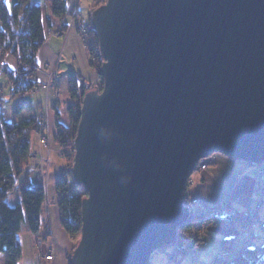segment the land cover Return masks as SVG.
Wrapping results in <instances>:
<instances>
[{
	"label": "water",
	"instance_id": "obj_1",
	"mask_svg": "<svg viewBox=\"0 0 264 264\" xmlns=\"http://www.w3.org/2000/svg\"><path fill=\"white\" fill-rule=\"evenodd\" d=\"M102 87L74 139L70 264H152L189 221L200 160L264 162V0H107L90 14Z\"/></svg>",
	"mask_w": 264,
	"mask_h": 264
},
{
	"label": "trees",
	"instance_id": "obj_2",
	"mask_svg": "<svg viewBox=\"0 0 264 264\" xmlns=\"http://www.w3.org/2000/svg\"><path fill=\"white\" fill-rule=\"evenodd\" d=\"M101 1L100 4L103 3ZM50 4L52 7L50 17H44L42 4L33 0H16L11 10L1 6L0 52L2 55L10 53L23 63L11 75L16 94L28 93L38 85L33 76L38 68L37 56L46 40L47 30L56 22H63L74 8L71 7L70 0H50ZM87 21L91 23L90 17ZM63 25L67 26L66 23ZM86 46L89 47L91 57L101 58L95 31H91V39ZM91 65L99 73L100 67L96 68L94 62ZM94 88L96 85L88 82L81 74L72 75L69 79L70 124L57 121L55 138L73 152L74 139L81 118L82 100L85 93ZM38 123L35 117L19 122L6 120L0 108V254H6V264H20L22 260V244L18 236L22 227L26 225L31 232L38 234L42 226L46 193L40 184L31 186L33 171L28 167L31 138L27 129L37 127ZM71 168L72 165L68 163L56 182L61 224L74 243L68 255V262L76 246L75 241L81 234L82 199L86 196L83 186L74 182ZM12 192H18L19 196V201L14 206L7 202ZM184 199L186 200V197ZM210 214L212 215L209 217ZM246 217L247 212L234 205L227 208L217 207L212 211L206 210L195 215L191 212L190 221L178 233L175 242L177 250L181 253L182 250L201 243L200 233H196L198 230L194 231L193 228H198L202 221H211L215 225L228 222L236 224L245 222ZM262 231L260 243L252 240L251 246L243 245L236 259L227 264H264V230ZM232 240L230 237H224L222 243L229 244Z\"/></svg>",
	"mask_w": 264,
	"mask_h": 264
},
{
	"label": "crops",
	"instance_id": "obj_3",
	"mask_svg": "<svg viewBox=\"0 0 264 264\" xmlns=\"http://www.w3.org/2000/svg\"><path fill=\"white\" fill-rule=\"evenodd\" d=\"M33 1L42 4L44 17H50L52 15L50 0ZM15 2L16 0H0V17L1 6L11 10ZM94 2L95 0H70V5L77 9L80 16L87 19L91 14V7ZM64 23L67 24L66 28L70 31L68 38L65 40L63 37L50 35L46 37L45 42L38 52V70L34 74L39 87L36 92H29L26 94L14 93L10 78L12 73L18 69V60L10 53L2 55L0 52V108L4 118L12 122H19L33 117L38 118L39 115L46 112L48 114L47 136L50 147L53 145L52 138L55 141L57 121L66 125L70 124V116L68 113V105L71 103L69 93L70 77L75 74H81L88 82L92 81L85 75V72L77 66L78 56L76 53L79 52V49L76 40L78 39V35L72 17H65ZM59 24L60 23L56 22L50 30L58 27ZM63 47L65 50H63ZM90 62L92 63V60ZM55 63H58L60 76L58 79H54L53 86H50L44 67ZM93 80L95 83H98L100 75L97 80ZM56 84L60 87L61 91L58 96L55 93ZM7 91L9 95L5 97L4 95ZM37 141L38 137H32L31 149L34 151H36L37 148ZM36 152L37 155L35 157L39 158L41 153L39 151ZM33 162L34 160L30 158L29 168H31ZM53 163L54 162H52V164ZM67 164L66 162L63 169ZM51 165L49 170H51ZM261 183H264V162L261 164H253L243 160L230 161V159H226V157L215 155L209 159L207 169L197 171L190 179L191 185L188 193L190 194V201L192 202V204H189L191 212L198 214L204 211L209 205L226 207L225 205L227 204H237V207H240L246 212L248 207H253L256 204ZM15 193L19 200L18 192ZM262 200L264 201V195L262 196ZM57 205L43 206L42 226L38 234L49 238L48 246L53 248L54 260L46 264H69L68 255L72 251L74 243L61 224L60 209ZM261 209L259 211L260 218ZM230 211L233 210L230 209ZM257 227V225L252 227L254 234V228L257 229ZM207 234L204 247L207 246L208 240L213 238V236H222L223 238L230 237L232 239L239 238L242 247V229L239 224L213 225L212 228L208 229ZM18 236L22 244L23 254L20 264H34L36 234L31 232L28 227L24 225ZM253 240L254 242L260 243L262 238L258 241L254 238ZM156 253L161 256L162 264H165L167 256L161 251H157ZM189 262L191 263V260L189 259V255H187L184 257L182 264H189ZM0 264H6L5 253L0 254ZM152 264H154V262H152Z\"/></svg>",
	"mask_w": 264,
	"mask_h": 264
},
{
	"label": "rangeland",
	"instance_id": "obj_4",
	"mask_svg": "<svg viewBox=\"0 0 264 264\" xmlns=\"http://www.w3.org/2000/svg\"><path fill=\"white\" fill-rule=\"evenodd\" d=\"M100 1L101 0H95L94 4L91 7V12L95 8H97L98 6H100L101 4L105 3L107 0H102L103 3H101V4L99 3ZM90 39H91V37H90ZM76 41H77V47L79 49V52L76 53V55L78 56L77 66H79L85 72V75H87V77L90 80H92L91 82L96 85V88H94V89H100V87L103 84L102 83V78L100 76L99 82L98 83H95V81L93 79H96L97 80L99 78V74L92 67L90 61L92 60V62L95 63L96 68H97V66L101 67V65H102V58L99 59L98 57H91L90 54H89V47L84 44V41H83V39L80 36H78V39ZM87 51H88L89 56L87 54ZM89 57H90L91 60L89 59ZM37 70H38V68H37ZM33 78L35 79L34 76H33ZM10 82L12 84L11 78H10ZM57 86L55 88V93L58 96V95H60V92L61 91H60V87L59 86L57 87ZM31 92H33V91H31ZM34 92H36V91H34ZM8 95H9V92L8 91L5 92V95L4 96L5 97H8ZM43 114H44V116H46V126H45L44 133H45V135L47 137L46 138L47 141L44 140V137L42 135H39L38 136V135H36L34 133H31L30 134V138L32 139V137H34V136L36 138L38 137L37 148L36 147L35 148H36V151H39L43 155L42 157L45 158V159L40 158V159H37V160L40 161L41 164H43L44 167H50V165L52 164V162H54L51 165V170H49V168H48V182H49L50 185L48 187V190L44 189L45 190V193H46V196L48 197V201H46L44 205L50 206V205H53V204H56L57 205V203H58V200H57V190H56V182L58 181V179L60 177V174L62 172L63 166L66 164V162L69 163V164H71V165H73L75 150H74V152L71 151L70 148H68L65 145L61 144V142H58L56 140V138H55L56 143H55V141L52 138L53 145L50 147L49 139H48V136H47V131H48L47 130V128H48V122H47L48 121V114L46 112H43ZM58 151H61L62 152V155L61 156L58 155V153H57ZM215 155H219V156L221 155L223 157H226V159H230V161H237V160H235L233 158H230L228 156H225L223 154L214 153L210 157L207 158L208 163H209V159L212 158ZM31 160H34L33 157H32ZM208 163H207L206 169L208 168ZM49 171H50V173H49ZM197 171H203V170L197 169L194 173H196ZM193 174H192V176H193ZM190 185L191 184H190V181H189V185H188L187 191L185 193L186 200L184 199L185 200L184 202H185L186 205L192 204V202L190 201V194L188 193V190H189ZM262 185L264 186V183H261L260 184L259 189L261 188ZM263 195H264V193H259V190H258V198L256 200V204L254 205V206H257V203L259 201L262 203L261 206H260V209L262 208L261 209V213H260L261 218L259 216V211H260V209H259V211L254 215V218H256L255 221L250 222V221H247L245 219V222H238V223H236V224H239V226L242 229V235H241V238H242V246L245 243L244 235L246 233H249L251 240H253V238H254L255 240L258 241V240H260L262 238V234H263L262 232L263 231H262V229L260 227V224L257 221L258 220L264 221V201L262 200V196ZM18 201L19 200L17 199V194L15 192L10 193V195L7 198V202L10 205H12V206L16 205L18 203ZM186 201H187V203H186ZM230 205L232 206L233 204H230ZM236 205H234V206H236ZM225 206L227 208L229 206V204H227ZM210 207L217 208V207H215L213 205H211V206L209 205L208 207H206V209H208ZM248 208H250V207H248ZM246 212H247V210H246ZM193 214L195 215L194 212H193ZM225 224L231 225V224H234V223L228 222V223H225ZM213 225H215L213 222L207 221L206 224H204L200 228V230L198 232L196 231V233H200V235H201V238H202L201 243L198 244V245H196L195 247H188L185 250H182L181 253L178 252V250H177L175 253L178 254V255H180L179 257H177L178 259H176V258H173V259L170 258V256L167 253V249H168L167 247L166 248H163V249H160L159 251L163 252L164 255L167 256V258H166L167 261H165V264H182V262L184 261V257L187 256V255H189V259L191 260V263L192 264H227V263H230V262L234 261L236 259L237 255L239 254V252L242 250L241 242H240V239L239 238L238 239H233L231 241V243H229V244H223L222 243L223 237L216 235L217 237L213 236V238H211L210 240H208L207 246L204 247V245L206 243L205 240L207 239V235H208L207 234L208 233V229L212 228ZM254 225H257L258 226L257 229L254 228V230H255V236H254V234H251V232L253 231V228L252 227ZM195 226H197V225H195ZM193 229L195 231L198 228L195 227ZM40 235L41 234H36V236H35V247H36L35 253L38 251V248H39L36 245V242H37L38 238H41ZM80 236H81V234H80ZM80 236H79L78 240L75 241L76 245L78 244V242L80 240ZM44 237H43L44 238L43 239V241H44L43 251L45 252L44 254H46V253L50 254L48 251H52L53 259L52 260H47L45 258V256H44L43 259H41V261L39 263H37L36 260H35V263L34 264H46V263L51 262V261L54 260L53 248L52 247L50 248V246H48L50 239L47 238L46 236H44ZM44 248H45V250H44ZM193 251L196 252L195 258L192 257V252ZM175 253H174V255L172 257H176V254ZM152 262H154V264H162L161 256H159L158 253H154L153 256H152ZM191 263L189 262V264H191Z\"/></svg>",
	"mask_w": 264,
	"mask_h": 264
},
{
	"label": "built area",
	"instance_id": "obj_5",
	"mask_svg": "<svg viewBox=\"0 0 264 264\" xmlns=\"http://www.w3.org/2000/svg\"><path fill=\"white\" fill-rule=\"evenodd\" d=\"M71 7H74V6L71 5ZM69 16L72 17V21L75 23V27H76V30H77L76 31L77 35L80 36L83 39L84 44L87 45L89 40H90V37H91V31H92L91 23H89L87 21V19L81 17L75 7L72 8V12L69 14ZM63 24H64V21L61 22L58 25V27H56V28H54L52 30H50V29L47 30V33H46L47 37L50 36V35H55V36H58V37H63L66 40L68 38V36L70 35V31H69L68 28L64 27ZM63 50H65L64 47H63ZM21 65H23V63L18 61V67L21 66ZM44 70L46 71L47 79L49 80L50 86H53V80L54 79H58L59 76H60L58 63H55L53 65L45 66ZM38 89H39V87L37 85L31 91L34 92V91H37ZM37 120L39 122L38 126L33 128V129L28 128L27 132L30 133V134L34 133V134H36L38 136L42 135L44 137V140L47 141V139H46L47 137H46V135L44 133L45 126H46V116H44V114L42 113L37 118ZM74 150H75V148H74ZM36 153L37 152L32 150V149L30 150V158L31 159H32V157L34 158V162L31 164V170L33 171V178H32V182H31V186H35V185L40 184L44 189L48 190V187L50 185L49 182H48V168L49 167H44L43 164H41V162L37 160V159H40V158H43V159H45V158L42 157L43 156L42 154H41V156L39 158L35 157L37 155ZM57 153L60 156L62 155L61 151H58ZM207 163H208L207 158L200 160L199 163H198L197 169H200V170L206 169ZM259 193H264V186L263 185L259 189ZM46 201H48V197L47 196H46ZM261 204L262 203L259 201L257 203V206H253V207H250V208L247 209V217H246L247 221H250V222L255 221L256 218H254V215L259 211ZM212 209L214 210L216 208L210 207L208 209H205L204 211H206V210L212 211ZM211 215L212 214H210L209 217ZM206 222L207 221L200 222L198 224V229L197 230L199 231L200 228L204 224H206ZM209 222H211V221H209ZM257 222L260 224L261 229L264 230V221L258 220ZM40 236H41V238H38V240L36 242V245L39 247L38 251L35 253V260H36L37 263H39L41 261V259H43L44 256H45V258L47 260H52L53 259L52 251H48L50 254H48V253L44 254L45 252L43 251V247H44L43 239L45 237L43 235H40ZM244 238H245L244 245L246 247L247 246H251L253 244L252 240L250 239L249 233H246L244 235ZM167 248H168L167 249V253L170 256V258L178 259L177 257H179L180 255L175 253L177 251L176 243L171 245V246H169V247H167ZM44 250H45V248H44ZM174 253L176 254V257H172L174 255ZM195 255H196V252L193 251L192 252V257L195 258Z\"/></svg>",
	"mask_w": 264,
	"mask_h": 264
}]
</instances>
